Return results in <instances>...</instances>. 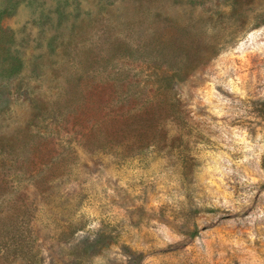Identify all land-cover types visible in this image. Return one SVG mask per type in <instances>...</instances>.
Instances as JSON below:
<instances>
[{"label":"rangeland","instance_id":"rangeland-1","mask_svg":"<svg viewBox=\"0 0 264 264\" xmlns=\"http://www.w3.org/2000/svg\"><path fill=\"white\" fill-rule=\"evenodd\" d=\"M0 264H264V0H0Z\"/></svg>","mask_w":264,"mask_h":264}]
</instances>
